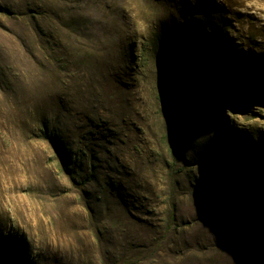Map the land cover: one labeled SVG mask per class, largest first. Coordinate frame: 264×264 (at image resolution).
I'll return each instance as SVG.
<instances>
[{"label": "rangeland", "instance_id": "1", "mask_svg": "<svg viewBox=\"0 0 264 264\" xmlns=\"http://www.w3.org/2000/svg\"><path fill=\"white\" fill-rule=\"evenodd\" d=\"M0 263L264 264V0H0Z\"/></svg>", "mask_w": 264, "mask_h": 264}, {"label": "trees", "instance_id": "2", "mask_svg": "<svg viewBox=\"0 0 264 264\" xmlns=\"http://www.w3.org/2000/svg\"><path fill=\"white\" fill-rule=\"evenodd\" d=\"M206 58V53L204 51L203 48H199L197 49L196 53L194 55H192L191 57H188V61L189 63H195L198 61H202ZM205 79L207 80V88H213L218 86L219 83V76L217 74H215L213 71L208 72V75H206ZM181 99L180 97H177L175 100V103L179 102V100ZM42 139L45 140L48 143H52V144H59L57 142V140L51 135V133H48V131H43L42 132ZM1 264V263H0Z\"/></svg>", "mask_w": 264, "mask_h": 264}]
</instances>
